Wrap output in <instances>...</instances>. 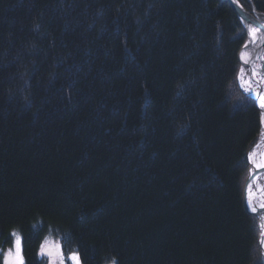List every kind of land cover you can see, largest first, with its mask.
I'll use <instances>...</instances> for the list:
<instances>
[{
  "label": "trees",
  "instance_id": "trees-1",
  "mask_svg": "<svg viewBox=\"0 0 264 264\" xmlns=\"http://www.w3.org/2000/svg\"><path fill=\"white\" fill-rule=\"evenodd\" d=\"M245 41L224 0H0V247L19 230L45 264L52 232L83 264H263L261 114L227 98Z\"/></svg>",
  "mask_w": 264,
  "mask_h": 264
},
{
  "label": "snow or ice",
  "instance_id": "snow-or-ice-1",
  "mask_svg": "<svg viewBox=\"0 0 264 264\" xmlns=\"http://www.w3.org/2000/svg\"><path fill=\"white\" fill-rule=\"evenodd\" d=\"M232 3H236V0H231ZM255 33H253V40H255ZM247 47V45H245ZM244 63H250L251 56L249 53H245L242 56ZM254 75H256L254 73ZM241 86H244V75L240 76ZM252 89V82L248 81V87L245 91ZM255 95L259 97V107L264 109V93L255 91ZM255 163L254 156L249 157ZM258 167L264 168V158L257 164ZM248 206L253 213L257 212V208L264 209V200H261L257 205L254 202V198L251 195V188L249 187ZM11 239L9 244L11 246L7 248L0 247V260L2 264H26L24 238L21 234L13 231L10 233ZM37 256L45 261V264H83L81 254L77 250H66L63 241L44 240L38 249Z\"/></svg>",
  "mask_w": 264,
  "mask_h": 264
},
{
  "label": "bare ground",
  "instance_id": "bare-ground-1",
  "mask_svg": "<svg viewBox=\"0 0 264 264\" xmlns=\"http://www.w3.org/2000/svg\"><path fill=\"white\" fill-rule=\"evenodd\" d=\"M259 18L264 22V16L259 15ZM248 32L253 37V33H255V40L254 45H247V47H243L241 51V60L242 56L245 53L251 54L253 50H258V57L254 65L252 66V70H249V66L244 63L242 60L241 65V73L244 75V86L243 89L248 87V81L252 82V89L249 91H246V93L251 98H255L257 101H259V97L255 95V91H260L261 93H264V32L253 22H248ZM254 73L256 75H254ZM241 76V75H240ZM259 107V103H258ZM262 113V121H263V129H262V135L261 140L258 145H256L253 150H251L250 157L254 156L255 163L252 159H250L252 164L257 165L262 158H264V109H261ZM251 195L254 198V202L258 205L261 200H264V174H262L253 185H251ZM263 230H264V218L261 219Z\"/></svg>",
  "mask_w": 264,
  "mask_h": 264
},
{
  "label": "water",
  "instance_id": "water-1",
  "mask_svg": "<svg viewBox=\"0 0 264 264\" xmlns=\"http://www.w3.org/2000/svg\"><path fill=\"white\" fill-rule=\"evenodd\" d=\"M226 2L229 3V5L231 6V8L235 11V13L238 15V17L240 18V20L242 21L244 27H245V31H246V35H247V40L245 42V44L243 45V47L248 44V45H254V40L253 37L251 36V34L248 32V22L249 21H253L263 32H264V22L261 21L258 16L253 15L252 13H250L238 0H236V3H232L231 0H224ZM242 47V49H243ZM241 49V51H242ZM241 51L239 53V60L241 65L242 64V60H241ZM251 56V60L250 63H248L247 65L249 66V70H252V66L254 65V63L257 60L258 57V50H253V52L250 54ZM252 100L254 101V106L259 109L258 107V101L255 98H252ZM261 119H262V113H261ZM263 124V121H262ZM261 138V137H260ZM253 150V149H252ZM250 153L251 150L248 152V161L251 164V168L249 170V174L248 177L246 179L245 182V187H244V203H245V208L247 213L258 220V227H259V231H260V236H259V248L261 251V255L263 258V262H264V230H263V225L261 222V219L264 218V209H259V207L257 208V212L253 213L251 211V209L248 206V196H249V187H251V185H253V183H255V181L257 180V178H259L262 174H264V168H260L255 164H252L250 162Z\"/></svg>",
  "mask_w": 264,
  "mask_h": 264
},
{
  "label": "rangeland",
  "instance_id": "rangeland-1",
  "mask_svg": "<svg viewBox=\"0 0 264 264\" xmlns=\"http://www.w3.org/2000/svg\"><path fill=\"white\" fill-rule=\"evenodd\" d=\"M240 73H241V71H240ZM240 75H239V77H237V82H236L237 87H232L230 93L227 96L228 100L231 101V110L233 112H235V111H237L243 107L251 106V97H249V95L246 93V91L241 86ZM14 231L21 234V232L19 230H14ZM21 236H22V234H21ZM46 239L56 241L52 232H50L45 237L44 240H46ZM110 264H113V263H110ZM256 264H258V260L256 261Z\"/></svg>",
  "mask_w": 264,
  "mask_h": 264
}]
</instances>
